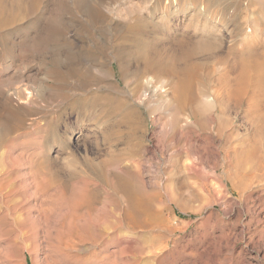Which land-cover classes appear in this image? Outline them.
Instances as JSON below:
<instances>
[{
	"label": "rangeland",
	"instance_id": "rangeland-1",
	"mask_svg": "<svg viewBox=\"0 0 264 264\" xmlns=\"http://www.w3.org/2000/svg\"><path fill=\"white\" fill-rule=\"evenodd\" d=\"M67 2L69 11L56 20L60 37L52 42L51 53L15 64V69L10 61L0 62V67L6 68L0 72V84L14 80L0 89V264H264V127L255 124L256 115L247 109L250 105L247 101L242 107L232 106L220 126L213 124L208 131L195 124L167 148L163 147V134L172 133L173 126L164 115L163 100L174 103L176 81H169L165 95L157 93L151 98L153 113L143 109V144L147 148L142 158L143 179L148 188L158 191L169 188L175 197L174 202H166L159 208L157 226H146L141 220L111 225L104 219L111 205L104 202L103 196L94 215L83 216L70 196L82 188L74 184L61 162L57 164L61 167L59 177L68 184L69 198L57 203L45 200V191L35 180L29 163L23 164L27 158L18 156L24 153L28 157L40 139L31 128V122L39 114L32 112H51L59 106L57 99L52 98L57 71L70 70L71 82L87 81L92 87L101 79L100 82L115 84L121 77L129 78L131 65L123 60L124 53L117 45L122 43L120 37L130 17L138 12L137 8L149 4L156 7L158 20L162 7L167 6L166 0H131L133 5L130 0ZM232 5H236L234 9ZM221 6L229 20L237 16L236 29L250 12L253 32L248 35H256L257 41L264 40L260 31L264 27V0H226ZM190 13L191 10L178 13L175 22L186 25ZM169 19L173 21L172 16ZM30 22L31 19L22 21L18 32L14 33L15 29L4 32L8 34L5 38L8 47L20 46L25 38L34 35ZM157 35L151 30L145 35L153 47L174 43ZM69 45L77 47L73 49L78 54L71 60L62 55ZM114 57L119 64L112 62ZM83 58L89 63H80ZM214 67L223 71V66ZM16 69L22 75L17 83L12 79ZM213 69L210 65L204 70L205 78L196 85L197 89L200 87L211 95L222 94L219 73H213ZM260 86L264 93V84ZM133 87L132 83L128 86ZM17 88L20 97L15 92ZM9 108L32 110L24 117L23 129L16 133L12 130L16 119ZM98 119L86 122V127L94 126ZM75 120V113H68L63 120L73 125L72 131L63 134L68 149L81 155L86 141L92 156L104 154L107 147H103L97 135L77 139ZM182 126L184 122L180 124L181 131L186 129ZM58 152L54 148L50 155ZM242 152L244 155L239 158ZM15 158L18 161L13 164Z\"/></svg>",
	"mask_w": 264,
	"mask_h": 264
},
{
	"label": "bare ground",
	"instance_id": "bare-ground-1",
	"mask_svg": "<svg viewBox=\"0 0 264 264\" xmlns=\"http://www.w3.org/2000/svg\"><path fill=\"white\" fill-rule=\"evenodd\" d=\"M166 1L167 6L162 7L158 20L156 7L145 4L137 8L138 12L130 17L125 32L120 37L122 43H118L117 49L124 53L123 60L131 65L129 78L121 77L115 84L100 82L103 81L101 79L99 84H92V87L87 81L71 82L68 78L71 71L61 69L56 73L58 78L54 82L55 93L52 95L59 103L57 110L32 112L34 115L39 114L31 122V128L34 134L40 135V139L36 141L34 150L28 157L24 153L18 157L27 158L23 164L29 163L35 180L39 181L45 191L47 202L57 203L69 198L68 184L59 177L62 167L69 170L74 184L76 182L82 188L78 192L70 193V196L79 210H82L83 216L94 215L96 205L103 196L104 202L111 205L107 215L104 213V219L111 225L119 226L125 222L129 224L141 220L146 226H157L159 208L166 202H174L175 197L171 195L169 188L159 191L148 188L143 179L142 158L147 154V148L143 144L144 123L141 112L145 108L154 112L150 104L151 98L157 93H166L169 81H176L173 86L174 103L165 99L163 108L173 131L163 134V147L173 145L171 142L179 134H184L195 124L208 131L213 124L220 126L232 106L242 107L246 101L250 102L247 109L256 115L255 124L264 127V93L260 90L263 88L260 85L264 84V40L257 41L256 35H248L253 32L249 25L252 14L247 12L242 18L240 28L236 29L234 22L237 16L233 18L232 14L233 19L229 20L225 10L221 8L226 0H191L192 3L181 0ZM170 3L171 7L168 6ZM130 4L133 5L132 2ZM233 6L236 5L231 6L234 9ZM69 8L67 0H0V62L10 61L11 68L15 69V64L48 55L49 51L51 53L52 42L60 37L57 31L60 25L56 20L69 11ZM189 10L191 13L186 25L175 22L178 13L186 14ZM169 16L173 17V21ZM26 19H31L32 25L29 28L35 29L34 35L25 38L20 46L8 47L5 43L8 34L4 32L9 29H15L14 33L20 31L22 28L19 25ZM150 30L157 33V36H163V41L174 43L167 46L163 44V48L153 47L145 38ZM260 31L264 33V27ZM167 32L169 38L165 37ZM73 47L69 45L63 51L65 59L76 57L77 52ZM116 61L119 64L117 57H114L112 62ZM80 63L87 64L89 61L83 58ZM210 65H213V73H219L218 79L224 88L222 94L211 95L207 90H201L200 87L197 89L196 85L201 84L205 78L204 70ZM217 65L223 66V71L218 72L214 67ZM112 69H115L114 65ZM119 69L121 71V65ZM4 70L6 68L0 67V72ZM151 72L154 74L150 75ZM21 78L19 70L12 75L16 83ZM10 82L3 81L0 89ZM130 83L134 84L132 89L128 88ZM15 92L18 95L20 91L17 88ZM5 103L9 104L8 101ZM9 110L12 118L16 119L13 132L21 131L24 117L32 110ZM68 113L76 114L79 135L77 139L97 135L103 147H107L104 154L101 152L97 157L92 156L86 141L83 143L81 155L78 151L68 149L67 141H64L65 135L63 136L73 130L70 122L63 121ZM96 119L98 120L94 122V126L86 127V122ZM182 122L186 126L183 131L180 129ZM14 136L19 138L20 134ZM54 148L60 152L52 156L50 152ZM243 155L242 152L238 157ZM17 161V158L13 159V164ZM58 162L62 163L61 167L57 166Z\"/></svg>",
	"mask_w": 264,
	"mask_h": 264
}]
</instances>
